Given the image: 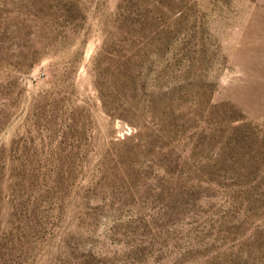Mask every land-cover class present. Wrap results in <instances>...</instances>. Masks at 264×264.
Here are the masks:
<instances>
[{
    "label": "rangeland",
    "instance_id": "rangeland-1",
    "mask_svg": "<svg viewBox=\"0 0 264 264\" xmlns=\"http://www.w3.org/2000/svg\"><path fill=\"white\" fill-rule=\"evenodd\" d=\"M0 264H264V0H0Z\"/></svg>",
    "mask_w": 264,
    "mask_h": 264
}]
</instances>
